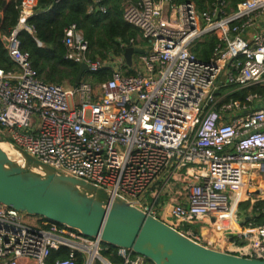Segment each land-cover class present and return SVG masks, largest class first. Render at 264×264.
<instances>
[{"label": "built area", "instance_id": "obj_1", "mask_svg": "<svg viewBox=\"0 0 264 264\" xmlns=\"http://www.w3.org/2000/svg\"><path fill=\"white\" fill-rule=\"evenodd\" d=\"M38 1L19 0L15 26L0 35L13 63L0 66L1 140L206 247L215 248L217 225L228 218L224 227L236 234L225 252L264 260V207L254 206L264 196L246 188L264 176V93L232 96L264 88V0L234 7L211 0L203 9L190 0H130L122 16L139 37L103 58L90 56L89 41L71 23L64 29L65 58L87 66L75 88L46 82L21 48L20 31L34 33L28 19ZM87 12L105 14L107 6L92 0ZM214 33L203 60L193 48ZM134 47L146 52L132 53L128 64L124 50ZM99 72L106 73L102 80L89 81ZM247 199L250 206L240 211ZM197 222L206 242L190 227ZM111 247L117 261L104 255ZM53 251L64 257L50 263ZM145 262L130 248L0 203V264Z\"/></svg>", "mask_w": 264, "mask_h": 264}, {"label": "water", "instance_id": "obj_2", "mask_svg": "<svg viewBox=\"0 0 264 264\" xmlns=\"http://www.w3.org/2000/svg\"><path fill=\"white\" fill-rule=\"evenodd\" d=\"M6 0H3L2 6ZM138 47L126 48L124 56L131 63L132 53H143ZM87 66L79 65L72 87L80 82ZM15 146V145H13ZM20 150L25 166L12 164L0 150V203L30 214L66 224L87 236H98L105 244L130 248L153 264H264V260L246 258L206 247L172 228L164 221L143 212L120 199L110 200L100 188L82 180L58 174L53 168ZM26 164L28 167H26ZM42 165L45 178L30 175L29 166ZM67 184L84 186L93 195L85 197Z\"/></svg>", "mask_w": 264, "mask_h": 264}, {"label": "trees", "instance_id": "obj_3", "mask_svg": "<svg viewBox=\"0 0 264 264\" xmlns=\"http://www.w3.org/2000/svg\"><path fill=\"white\" fill-rule=\"evenodd\" d=\"M118 0H101L107 6V12H87L88 5L92 0H39L36 14L28 19V24L34 29V33L25 30L20 31L19 39L21 48L28 51L32 66L38 71L46 82L57 83L65 77L73 83L79 65L65 58L66 49L63 44L64 29L71 23H76L89 41L91 57H106L110 51L119 53V44L135 38L138 30L128 24L118 9ZM182 3L188 0H171ZM191 1V0H190ZM198 9L205 8L202 2L206 0H195ZM210 1V0H209ZM229 5L234 7L241 0H228ZM19 0H0V35L8 33L16 24L18 10L16 5ZM194 2V1H193ZM137 34V35H136ZM37 41L41 43L38 45ZM216 34L207 35L202 42H198L193 48L194 53L203 60H208L211 55ZM96 46L97 50L92 48ZM96 51V52H95ZM0 66L9 69L13 63L9 60L0 36ZM44 73V76L42 75ZM105 72L93 74L90 78L94 82L102 80ZM250 92L264 93V88L252 86L236 91L232 96L243 99ZM249 206V200L240 202V211H245ZM255 207H264V200L255 203ZM261 221V219H259ZM115 247L104 251L112 260L117 261ZM58 257H64L58 251H53L49 262L52 263ZM145 264H152L148 260Z\"/></svg>", "mask_w": 264, "mask_h": 264}, {"label": "bare ground", "instance_id": "obj_4", "mask_svg": "<svg viewBox=\"0 0 264 264\" xmlns=\"http://www.w3.org/2000/svg\"><path fill=\"white\" fill-rule=\"evenodd\" d=\"M0 150H2L7 155V157L12 162V164L21 167L25 166V158L23 153L20 150L16 149L12 143L6 140H0ZM28 171L31 173L30 175H32L33 177L41 178V179L45 178L48 174L47 168H45L42 165L28 168ZM67 186L70 189L75 190L78 194L82 196L91 197L93 195L91 189L90 190L88 188L86 189V187L84 186L78 187L72 184H67ZM98 236L100 237V235Z\"/></svg>", "mask_w": 264, "mask_h": 264}, {"label": "rangeland", "instance_id": "obj_5", "mask_svg": "<svg viewBox=\"0 0 264 264\" xmlns=\"http://www.w3.org/2000/svg\"><path fill=\"white\" fill-rule=\"evenodd\" d=\"M130 0H118L117 2H118V9H119V11L122 13V10H123V8H124V6L129 2ZM191 1H194L195 2V0H191ZM175 3V2H174ZM108 6V5H107ZM0 15H1V12H0ZM138 34V35H137ZM136 35V37L135 38H137V37H139V33H137ZM93 50H97V47L96 46H94L93 48H92V51ZM96 52V51H95ZM42 75L44 76V73H42ZM75 78V77H74ZM88 79H89V81H91V82H93V83H95L94 81H92L91 80V78L90 77H88ZM74 81V80H73ZM59 84H61L63 87H68V86H71L73 83H71L70 82V79L68 78V77H65L62 81H60V82H58ZM2 138H0V140H1ZM25 163H26V160H25ZM26 167H28L27 166V164H26ZM32 166H29V168H31ZM253 174V173H252ZM256 173H254V175H255ZM61 175V174H60ZM261 182L263 183V184H261ZM246 188L249 190V193H252L253 191H255V190H259V191H262V194H261V196H263L264 195V176H261V177H258V179H257V176L255 177H252V179H249L248 180V182L246 183ZM235 191V190H234ZM237 193H239V191L237 190ZM247 200H249V199H247ZM239 206H240V203H239ZM249 206H250V200H249ZM239 210H241V209H239ZM29 217V216H28ZM236 234V230L233 228V227H230V226H227L226 228H224V230H223V236L225 237V238H229L230 236H233V235H235ZM150 263H152V262H150ZM153 264V263H152Z\"/></svg>", "mask_w": 264, "mask_h": 264}, {"label": "crops", "instance_id": "obj_6", "mask_svg": "<svg viewBox=\"0 0 264 264\" xmlns=\"http://www.w3.org/2000/svg\"><path fill=\"white\" fill-rule=\"evenodd\" d=\"M210 1L206 0V1L202 2V6H204V7L207 6ZM194 3L196 4V1ZM257 179H258V177H257ZM261 184H263V183L261 182ZM229 193H230L232 198L233 197L235 198L236 191H234L233 189H230ZM239 209H240V206H239ZM224 222H221V221L219 222V224L217 225V230L215 232L216 234H215L214 240L211 241V242H214L215 246H213V247H215L216 249L221 250V251H227L228 249H230L231 239L234 237V235H233V236H230L229 238H225V237H223V234L220 233L221 229L225 228L224 226L227 225L228 218H226V221H224ZM190 227L193 229L194 232L199 234V236L202 238L203 242L207 241V239H208L207 231H205L204 229H201L202 224L200 222H197L196 224L191 225Z\"/></svg>", "mask_w": 264, "mask_h": 264}]
</instances>
